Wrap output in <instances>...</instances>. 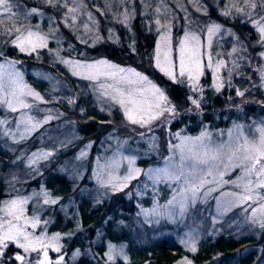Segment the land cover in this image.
<instances>
[{"label":"snow or ice","instance_id":"obj_1","mask_svg":"<svg viewBox=\"0 0 264 264\" xmlns=\"http://www.w3.org/2000/svg\"><path fill=\"white\" fill-rule=\"evenodd\" d=\"M163 2L164 0H161V3ZM191 2L198 5L200 0H191ZM41 3L52 8H65V26H69V21L74 24L78 19L77 13L84 14L83 10L86 7L83 0H79V3L77 0H41ZM242 3L243 7L240 6L241 0H229L222 15L230 17L235 13L236 16H241L246 22L253 24L259 35L257 43L264 47V15L257 20L252 19L258 8L264 10V0H242ZM69 4L74 6L69 7ZM106 6L111 7L108 0ZM144 6L147 8L146 4ZM155 11L160 13L161 9L157 7ZM165 11H168L166 6ZM197 11H200L199 7ZM204 11L206 14L207 9L205 8ZM35 15L43 16L44 13L37 7L27 8L19 0H0V37H8L7 40L0 42L10 44L19 53L28 56L47 48L48 35L56 29H50L49 33L45 34L39 30L38 25L32 26L26 23ZM86 15L88 22L84 24V28L86 32L92 31L93 28L98 27L99 22L91 12H87ZM120 16L123 19L119 22L128 24L134 18V11L130 13L126 9ZM154 23L159 34L153 53L154 67L172 82L187 84L193 93L200 94L199 98L188 97L196 110L202 108L203 88L200 79L205 75L206 69L212 74V87L217 93L226 85L232 87V74L239 69V61L244 60L245 57L237 56V59L231 61V68H228L224 59L213 60L210 51L214 37L222 32L235 35L230 29H224L216 22H209L202 30L206 32V43L202 42L198 33L188 29L184 31L182 37L175 40L174 44L171 22L166 20L162 23L157 18ZM109 32L111 33V29ZM100 39L97 33L94 42ZM81 42L87 43L86 40ZM241 51L246 52L247 49L237 37L236 44L228 55L233 56ZM56 55L59 58V51ZM220 55L216 53L217 57ZM259 55L264 58V52ZM60 60L69 66L73 75L93 82L91 86L105 102H111L113 106L118 105L129 124L145 129L139 133L141 140L154 132L157 123L163 126L165 121L170 122L177 115V109L165 91L148 76L133 68H122L103 58L93 62L63 58ZM17 63L5 58L4 53L0 51V109L9 113H18V116L11 121L6 117L0 118V137H8L19 144L54 117L47 115L43 120H39L30 114L33 111H40L37 102L43 101V97L24 81L23 73L16 68ZM222 69H227V79L220 75ZM257 72L264 85V65L257 68ZM236 74L240 73L237 71ZM245 91L247 90L236 89V96L244 97ZM69 103L74 101L69 100ZM245 127L242 124H234L233 128L228 130V139L219 141L213 140L212 133L207 127L197 136H186L180 132L170 133L172 139L167 143L169 155L164 157L162 165L158 164L142 170L136 166L137 156H125L122 152H117L112 157L106 158L102 165L99 164L100 158H97L98 168L94 171V176L102 187L110 188L113 193L123 192L134 180L139 185L138 195H143L151 187L153 207L141 208L137 213L138 216L143 215L147 223H160L161 220L171 223L182 222L198 203L207 204L209 200H215L217 216L223 217L234 209H240L245 215L246 223L264 229V121L258 124L253 122V125L247 126V132ZM220 135L224 134L220 133ZM109 139H112L111 135ZM124 143L126 144L127 141ZM149 145L150 151H158V138L154 135L150 136ZM90 147V144L86 146V148ZM87 154V151L82 150L77 159H83ZM53 155L52 151L32 152L27 157V166L32 168L41 160L47 161ZM21 158L17 157V159ZM122 165L125 169L124 175H116ZM229 173L238 174L235 179H225ZM141 176L145 177L143 181L140 180ZM16 179L14 176L13 183ZM161 186L167 188L169 192L164 204H160L158 199ZM225 186L233 190L223 191ZM13 191L18 190L13 189ZM217 192L219 195L214 196L213 194ZM131 194L128 193L129 196ZM41 197L44 205H55L58 202V198L53 199L46 189L34 192L32 196L10 194L9 199L0 201V260L6 256V250L10 245H15L22 252H15L9 259H14L18 264H64L63 255L52 260L48 254L49 249L56 253L61 252L63 246L59 243L60 234L56 233L49 237L42 232L37 235L34 230L41 223L39 208L33 211L32 216L27 215L26 206L29 201L35 198L39 202ZM215 222L214 217L213 223ZM30 228L32 231L29 230ZM197 241L198 236L189 232L180 243L189 252L195 254L198 251ZM125 247L126 245L118 247L109 243L108 250L104 253L105 264L116 261L117 257L127 261ZM32 253L37 254L35 260L30 258ZM79 254L77 250L73 258ZM176 264H193V261L185 256Z\"/></svg>","mask_w":264,"mask_h":264},{"label":"trees","instance_id":"obj_2","mask_svg":"<svg viewBox=\"0 0 264 264\" xmlns=\"http://www.w3.org/2000/svg\"><path fill=\"white\" fill-rule=\"evenodd\" d=\"M90 1L96 20L97 16L100 19L102 13L106 20L113 19V22L108 25L115 29L122 48L127 53L138 55L153 50L158 32L154 30L148 16L134 18L131 22V30L127 31L119 22L121 20L119 17L115 18L110 15L104 7L94 6L95 3L101 4L97 2L99 0ZM19 2L27 8L37 7L43 11V16L35 15L27 20L33 21L32 26L38 25L39 30L42 31L45 25V29H48L47 34L50 29H56V31L48 35L50 39L48 47L40 49L37 54L31 56L21 54L10 44L3 42H0V51L27 67V84L43 97V101L37 102L40 111H33L31 114L39 120H43L47 115L53 116L54 119L42 125L27 140L19 144L14 143L8 137H0V201L9 199L10 194L32 196L34 192H40L42 189L51 193L53 199L58 198L55 205H44L43 197L39 202L34 198L29 201L26 209L27 215L32 216L33 211L39 208L41 223L36 228V233L60 234V244L63 246L61 254L64 255L66 264H105L104 253L108 250L109 243L117 246L126 245L124 249L129 256V261L119 258L108 264H176L185 256L191 259L193 264L212 262L232 264L242 250L257 245L258 242L252 235L236 236L231 232H221L216 236L203 239L198 251L193 254L175 239L173 231L168 230L167 220H161L160 223H147L142 215H137L141 208H148L153 202V195L149 190L144 193V196L137 194L139 190L137 181L131 183L132 189L125 188L123 192L116 193L89 183L90 169L101 150H97L95 146L92 147L86 170L83 162L75 163L78 147L82 145V141L100 139L105 133L106 125L121 119V112L117 108L108 112L96 103H90L88 98L82 94L84 88L81 80L52 62L57 51L66 54L71 52V46L78 49L77 57L81 56L85 59L108 55L118 62L119 55L106 47L103 42H94L97 28L93 31L95 37L93 35L82 37L79 28L73 27L71 21H69V26H65L64 11L60 7H49L42 4L41 0H19ZM35 19L42 20L37 23L34 22ZM205 21L209 20L205 19ZM45 22L52 23L45 24ZM101 27L100 23L99 33ZM105 31L106 29L103 30L104 33ZM7 39L8 37H0V41ZM82 40H86L87 43H82ZM36 64L53 68L71 86L76 98L72 100L74 103L68 104L66 100H49L45 93L46 82L40 77L32 76L29 72L32 67L35 68ZM207 79L204 78L201 81V85L204 86L203 99L211 102L209 107H221L222 98L214 95L213 90L207 87ZM156 81L165 87L178 106H181L182 102H190L189 96L199 98V94L193 93L185 84L180 85L171 80H163L161 77H157ZM17 116L18 113H9L0 109V118L6 117L11 121ZM199 117L200 114H195V112L185 114L182 120L171 125V130L186 129L192 133L202 129L203 126L208 127V130L217 129L220 126V124L213 125L208 114L203 119ZM230 117L234 115L231 114ZM235 117L239 118L240 123V116ZM74 123H76L75 126H73ZM12 126L14 127V124ZM134 143L135 141L132 140L131 144ZM40 150L52 151L54 155L47 161L41 160L34 167L29 168L27 157L32 152ZM139 153H141V159L138 160L140 167L146 168L157 163L154 156L142 157L143 153ZM105 154L111 155L112 153L106 150ZM17 157L22 158L17 159ZM14 176L17 179L13 183ZM13 189L18 191H13ZM129 192L132 193L131 196L128 195ZM161 200L164 198L162 197ZM45 221L48 223L45 224ZM153 233L158 235L155 237L157 239H153ZM77 250L80 254L73 258ZM17 251L21 250L15 245H10L6 250V256L0 260L1 264H18L14 259H9ZM256 257V250L250 249L246 255L241 256L239 264H255Z\"/></svg>","mask_w":264,"mask_h":264},{"label":"rangeland","instance_id":"obj_3","mask_svg":"<svg viewBox=\"0 0 264 264\" xmlns=\"http://www.w3.org/2000/svg\"><path fill=\"white\" fill-rule=\"evenodd\" d=\"M97 2L101 4L95 3L96 5L94 6L96 8H100V7L106 8L108 10V13L114 16L115 18L119 17L120 19H123V17L120 16V14L123 13L126 9L130 13L134 11V18H136L137 16H141V18L144 16L146 17L148 16V19H150L149 22L152 24L156 32H157V28L154 23L155 19L159 18L162 23L165 22L166 20L170 21L172 24L171 35L173 37L174 44H175V40L179 37H182L184 31L188 29L198 33L201 36L202 42L206 43L207 41L206 32H203L202 30L205 29V26L209 22H216L218 24H221L224 29H230L231 32L234 33L235 35H229L227 32H222L219 36L213 38V45L212 48L210 49L213 55V60L224 59L228 65V68H231V61L233 59H237V56H243L245 57V59L239 61L240 63L239 69L234 71L232 74L231 77L232 87H227L226 85L225 88H223L219 93H217L212 87L213 77L209 70L206 69L205 75L201 77L200 85H201V81L204 78L205 79L208 78L206 82L207 87L213 90L214 95L221 96L222 98L221 107L218 106L209 107V104L211 102L209 103L205 99H203L204 104L202 105V108L199 111L196 110L194 106L191 105L190 102L187 103L182 102L181 106H178L177 103L174 102L172 98L169 96V93H167L165 87L156 81L157 77H161L163 80H170L167 76H165L163 73H161L158 69L154 67L153 53L156 44L159 40V34H157L156 42L151 52H147L145 54L137 53L138 55H132L130 54V52L127 53L122 48L121 41L117 37L115 29L110 25H108L113 22L112 21L113 19L111 21L106 20L104 15H102L99 19V16H97V21L99 22V24L96 32L101 37V39L98 42H103L106 47L111 48V51L116 52L119 55V61L117 62L116 60L108 57V55L97 56L88 59H85L81 56L77 57L76 51L78 49L77 48L75 49V47L71 46L70 47L71 52H68L66 54H62L61 52H59V58L57 57V55H55L52 64L60 65L61 68H65L71 74L72 72L69 66L62 63L60 58L80 60L86 62H93L95 60H99L103 58V59H107L109 62L118 65L122 68H133L137 72H140L143 75L148 76L151 81H153L157 86H159L165 91V93L168 95L169 99L171 100L172 104L175 105L177 109V115L174 119H171L170 122L165 121V124L163 126H160L159 123H157L154 132L149 133L148 137H145L143 140H141L139 137V133L145 131V129H142L139 126L129 124L126 121L123 112L118 105L113 106L111 102H105L104 99L98 96L97 92L91 86L93 82L76 76L81 80V84L84 88L82 94L88 98L90 103L92 104L96 103L99 107H101L102 109H106L108 112H110L112 109L115 108L119 109L121 112V119L118 120L117 122L112 121L110 124L106 125L104 128L105 133H103L100 139L91 140L88 142L82 141L81 142L82 145H79L78 147V152L75 154V163L83 162L85 167L87 166V160L90 158L92 147L95 146L97 150H101V153H99V155L96 154L97 156L94 159L93 166L90 169L88 176L89 183H94L99 187L101 186L97 182L94 176V171L97 170L98 168L97 158L98 157L100 158L99 164L102 165L104 164L106 158L112 157L113 154L117 152H122L123 155L125 156L128 155L137 156L136 166L141 168L142 170H147L158 164L162 165L164 162V157L169 155V152L167 151V143L169 140L172 139L170 133L180 132L182 135H186V136H197L205 128V126H203L202 129L192 133L188 132L186 129L185 130L182 129L181 131L179 130L172 131L171 125L174 122L182 120L185 114L187 115L195 112V114L198 115L200 114L199 117L200 119H203V117L206 114H208L210 119L212 120L213 125L216 126V124H220V126L222 127L218 126L219 128L217 129L208 130L209 132L212 133L213 140H217V141L227 140L228 130L233 128L234 124L245 125L246 126L245 131L247 132L248 131L247 126L253 125V122L258 124L261 121H264V103H262L264 102V85H262V82L259 77V73L257 72V68H259L261 65H264V58H262L259 55V53L264 52V47H261L257 43L259 39V35L253 24L246 22L244 18L241 16H236L235 13H233V15L230 17H225L222 15V12L225 10V6L229 3V0H200V3L198 5L193 4L191 0H164L163 3H161V0H123V2L122 0H108V2L111 3L110 8L106 6V0H99ZM77 3H79V0H77ZM83 3L86 6L83 10L84 14L77 13L78 19L73 24V27L79 28V31L81 32L80 36L82 37L84 36L87 37L90 35H93V37H95V35L93 34L94 28L92 31H87V32L84 28V24L88 22L86 13L91 12L93 14V10H92L93 7L91 6V1L83 0ZM208 3H210V5ZM145 4L147 5V8H145L144 6ZM73 6L74 5L69 4V7H73ZM165 6L168 9L167 12L165 11ZM240 6L241 7L244 6L242 0ZM157 7L161 9L160 13H156L155 9ZM197 7L200 8V11H197ZM60 8L61 10L64 11L63 14L65 15L66 9L63 7ZM205 8L207 9L206 14L204 11ZM184 9H186V11H184ZM261 15H264V10L258 8L256 10V14L252 17V19L257 20ZM204 18L209 21H205ZM133 19H131L128 24L122 23V27H124L125 30L130 31L131 22L133 21ZM41 20L42 19H35L34 22L39 23ZM26 23L31 25L33 21L31 22L26 21ZM46 23L49 24L52 22L49 23L45 22V24ZM100 23L102 24V27L99 33ZM42 29L43 30L40 31L42 33L47 34L48 29H45V25H43ZM104 29H106L105 33L103 32ZM110 29H111V33L109 32ZM237 37H239V41L242 42V44L246 47L247 51L246 52L241 51L238 54L229 56L228 53L232 51L233 46L236 44ZM49 40L50 39L48 37V43ZM216 53H220L221 55L217 57ZM4 56L7 59L18 62V60L9 58L5 54ZM34 66L35 68L32 67L29 72L32 74V76H35L37 78L40 77L41 80L46 82L47 89L45 93L47 94L49 100H54V101L66 100V103L69 104V100L76 99L74 96V91L72 90L71 86L68 85V83L53 68L51 69V67L40 66V64H36ZM16 68L23 73L24 81L27 83L26 81L27 67H24L20 62H18L16 64ZM237 71L240 73L239 75L236 74ZM220 75L224 79H227V69H222ZM248 83L250 85H247ZM201 87L203 88L204 86L201 85ZM236 89H239L241 91L247 90L245 91V96L237 97ZM203 98H204V88H203ZM245 101H248V103H245ZM237 105H239L240 107L237 108L236 107ZM189 109H191V111H189ZM231 114H233L234 117L229 118ZM235 116H240L241 118L240 123H239V118ZM75 124L76 123H74L73 126H75ZM187 126H189L188 123ZM21 131H23V129H21ZM220 133H223L224 135L221 136ZM110 135L112 139H109ZM152 135L158 138V144H159L158 151L149 150L150 147L149 137ZM132 140L135 141L133 145L131 144ZM125 141H127L126 144L124 143ZM89 144L91 145V147L86 148V146ZM121 145L123 146L121 147ZM82 150L87 151L88 153L87 156L83 159H77V157L79 156ZM106 150L112 154L111 155L105 154ZM139 152L143 153L142 157L154 156L155 160H157V163L150 165L149 167L146 168L140 167L138 165V160L139 158L141 159V155H140L141 153ZM124 171L125 169L124 166L122 165L120 170L116 173V175L122 176L124 175ZM237 174L238 173H229V175L226 176L225 179H235ZM144 179L145 177L143 176L140 177L141 181H143ZM134 181H132V183ZM130 185L128 186V188L132 189ZM107 190L111 191L110 188H107ZM148 190L152 192L151 187H149ZM230 190L233 189H231L229 186H225V188L223 189V191H230ZM213 195L218 196L219 192L214 193ZM141 196H144V194ZM162 197L164 198V200H161ZM168 197H169L168 189L165 188L164 186H161V192L158 198L159 203L164 204L168 199ZM153 203L154 202L150 204V207L144 209L152 208ZM215 209H216L215 200H209L207 204L198 203L197 206L190 211L189 215L186 216L182 222L177 221L176 223H171L168 221L167 222L169 224L168 230L174 232L175 239L178 240L179 242L181 241L182 238L185 237L186 233L192 232L194 236H198L197 248H199L203 239L209 236H216L221 232H228V233L231 232L236 236H240L244 234L252 235L257 240L258 244L252 246V248L242 250L239 256L234 259L232 264H239V261L241 260L240 259L241 256L246 255L250 249L251 250L254 249L257 252L255 264H264V229H261L258 225H251L250 223H246L245 215L240 209H234L232 212L227 213L223 217L217 216ZM214 217L216 219L215 224L213 223ZM171 226H173V228ZM29 230L32 231L31 228ZM40 233H36V234L39 235ZM47 235L49 237L52 236L49 234ZM152 236L153 239L155 237H158V235L157 234L155 235L154 233L152 234ZM48 254L52 260H55L59 256L63 255L61 254V252L60 253L54 252L52 249H49ZM36 257H37L36 253H32L30 256V258L34 260L36 259ZM119 258L123 259L122 257H117L116 261ZM127 261H129V256ZM64 264H66L65 257H64ZM210 264H218V262H212Z\"/></svg>","mask_w":264,"mask_h":264}]
</instances>
